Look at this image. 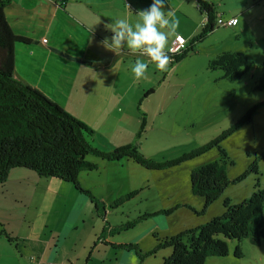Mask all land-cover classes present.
I'll use <instances>...</instances> for the list:
<instances>
[{
	"label": "rangeland",
	"instance_id": "374dc122",
	"mask_svg": "<svg viewBox=\"0 0 264 264\" xmlns=\"http://www.w3.org/2000/svg\"><path fill=\"white\" fill-rule=\"evenodd\" d=\"M131 1L130 12L134 13L147 9L151 4V0ZM209 1L215 4L216 10L222 15L217 18L227 20L226 17L236 16L239 24L236 27L217 26L216 18L214 30L199 42L194 53L190 51L179 63L168 64L165 71H160L151 62L143 78H135L132 71L131 75L126 74L127 77L121 76L115 85L123 98L121 122L102 120L94 110L88 108L85 97L74 96L75 114L92 131L89 141L93 147L109 151L135 144L142 156L152 161L169 160L207 144L254 105L264 102V88H255L264 72V0ZM166 10L171 11V19L178 21L177 35L185 39L199 32L201 23L205 20L189 0H167ZM134 13L131 16L137 22L139 18ZM175 37L171 36L169 41ZM231 52L241 53L253 63L251 70L234 82L225 79L222 70L209 68L210 63L219 55ZM25 76L29 77L30 82H33L32 79L39 81L35 75ZM52 90L53 84L44 89L45 96L53 102ZM67 95L62 93L60 96L65 99ZM54 103L62 108V103L56 97ZM63 110L69 111V107ZM67 111L65 112L70 114ZM143 116L146 120L145 129L136 138L140 118ZM220 146L225 154L224 158L218 149L212 148L197 158L160 171L147 170L130 159L108 162L88 155L86 160L98 167L93 171L80 172L79 184L81 187L84 185L93 188L96 183L91 193L94 197L95 192L101 194L105 201H111L109 204L116 199L110 200L112 195H119L120 192L125 195L130 193L129 190L137 189V194L132 199L108 214L109 222L118 226L140 215L156 212L161 206L169 208L170 205L185 203L184 205L201 211L203 199L191 193L190 172L212 162H224L229 183L221 196L209 205L205 214L196 216L182 207L167 219H161L166 222H161L159 217H151L138 222L139 225H135L132 230L122 228V233L128 238L132 237L145 252L146 249L155 247L160 240L169 237L163 236L167 228L175 229L178 226L177 233H180L204 224L222 216L225 206L239 204L250 198L255 190L264 187V105L259 106L250 123L235 130ZM103 165L108 168L104 173ZM250 167L252 170H249ZM98 173H103V177ZM107 177L115 178L116 183L120 181L115 190L104 186V179ZM96 179L98 180L95 181ZM144 184L151 191H147ZM71 191L79 195L71 184L61 180L39 178L34 172L22 168L9 171L6 182L0 185V264H28L31 257H42L38 246L32 244L33 240L49 236L46 221L49 225L56 223L57 227L64 224V217L53 215L51 206L56 197V201L60 202L63 200L59 201L60 197L63 198L61 195H68ZM87 200L90 201L89 198ZM97 201H100V196H97ZM68 205L62 213L67 212ZM110 206L107 208L110 209ZM101 208L102 206L99 215L104 216L105 212ZM95 215H87L85 223L88 220L86 230L89 232L94 223L89 218L95 219ZM2 230L10 237L9 242L2 235ZM21 236H30V240L25 242ZM225 242L226 256L206 258L203 264H264V242L260 246H253L247 239ZM71 248L72 243L68 242L63 249L62 255H66L68 261L58 258L54 259L55 263L86 264L84 259L87 255L84 253L78 255V262L67 254ZM236 248L239 249L238 256L234 255ZM127 251L136 258L137 264H161L171 253L169 248H164L153 256L140 260L133 250ZM110 253L112 258L106 264H115L114 258L119 256L112 255L111 251Z\"/></svg>",
	"mask_w": 264,
	"mask_h": 264
},
{
	"label": "trees",
	"instance_id": "16d2710c",
	"mask_svg": "<svg viewBox=\"0 0 264 264\" xmlns=\"http://www.w3.org/2000/svg\"><path fill=\"white\" fill-rule=\"evenodd\" d=\"M190 1L195 4L205 22L201 24L198 34L171 57L170 65L179 63L190 51L194 53L199 42L215 28L214 22L218 15L215 4L209 0ZM6 3L0 0V185L6 182L11 169L22 168L34 172L39 178H54L71 184L77 192L89 198L96 206L98 202L96 197L79 184L80 172L93 171L97 168L95 164L86 160V156L92 155L108 162L130 159L147 170L156 171L171 169L201 156L212 148L218 149L224 158L221 142L241 126L250 123L259 106L264 105V102L254 105L207 144L169 160L152 161L142 156L135 144L109 151L98 150L89 141L92 131L86 125L15 75L14 46L29 41L14 35L11 31L3 12ZM252 66L253 63L244 55L231 52L219 55L210 63L209 68L222 70L224 78L234 82L249 72ZM255 88L258 90L264 88V72ZM145 125L143 117L136 138L144 132ZM249 170H252V167ZM228 183L224 162L217 161L196 167L190 172V190L192 195L203 199L201 211H196L189 205L177 204L166 210L140 215L118 227L106 226L108 230L115 231L128 229L147 218L169 216L182 207H186L196 216H201L205 214L209 205L221 196ZM136 194L137 192L133 191L117 197L110 204V208L120 207ZM263 207L264 187L255 190L250 198L239 204L225 206L222 216L164 238L151 250L143 252L136 244L111 246L133 250L140 260L153 256L161 249L169 248L171 253L161 264H203L206 258L226 256L225 240L247 239L253 246H260L264 242ZM96 208L100 209L98 206ZM6 239L9 240L8 236ZM238 253L239 249L236 248L234 255L238 256Z\"/></svg>",
	"mask_w": 264,
	"mask_h": 264
},
{
	"label": "crops",
	"instance_id": "0c3cea01",
	"mask_svg": "<svg viewBox=\"0 0 264 264\" xmlns=\"http://www.w3.org/2000/svg\"><path fill=\"white\" fill-rule=\"evenodd\" d=\"M2 1L7 2L3 12L13 34L29 41V43H18L16 47L14 46L15 75L24 82L28 81L29 84L31 83V87L39 90L44 95L46 94L44 89L51 87L53 84V102L54 97L59 99L62 103L61 107L63 109L69 107V111H65L80 121H83V119L75 114L76 106L74 101L75 97L79 98V95H82L88 101V108L94 110L102 120L109 121L113 119L114 123L117 121L121 122L123 98L115 85L119 82L118 80L121 76L127 77L129 74L131 75V68L137 59H147L148 65L151 64V61L142 52L130 49L126 40L122 41L120 47L115 49L106 48L101 42L107 38L109 44H111V37L114 35L112 30L114 20L126 18L129 23H136V19H132L131 16L134 12H130L133 2L131 0ZM135 14L133 15L135 16ZM217 16L222 17L219 13ZM238 24L239 20L235 27ZM31 35H34V37H31ZM194 36L189 39L182 38L187 43ZM175 38L169 41L166 50ZM42 39H46L47 42L43 44L41 42ZM31 64L32 67H29ZM28 68L29 70H27ZM25 75H35L39 81L31 78L33 82H30L29 77ZM62 93L68 94L65 99L60 96ZM107 169L103 165L102 172ZM103 173H98V175L103 177ZM104 182V186L107 189L115 190L120 181L116 183L115 178L107 177ZM95 185L96 183L93 188H95ZM82 187L93 193V188L84 185ZM144 187L148 188L145 184ZM133 191H137V189L129 190V192ZM147 191H151L150 187ZM120 193L119 195H112L109 199L112 200L120 197V195L123 196V193ZM77 194L79 195L71 191L68 195L67 193L61 195L63 198L60 197L59 201L63 200L60 202L56 201L58 197L54 200L53 206H51L53 215L63 216L64 224L59 226V228L56 223L49 225L45 220V227L49 236L45 235L46 237L37 238L32 243L38 246L37 249L42 258L54 263V259L58 258L62 259V261H68L67 256L62 254L64 247L69 242V244L72 243V248L69 249L67 254L71 255V258L76 259L77 262L79 261L78 255L84 253L85 256L87 255L86 259H84L86 264H106L112 258L111 251L112 255L119 256V258H114L115 264H137L136 258L127 253V250L111 246L123 244L138 245L132 237L128 238L126 234H123L122 230H108L106 225L109 227L122 225V223L118 226L113 225L107 218L108 214L115 211L110 207V209L107 208L111 201H105L101 194L94 193L96 199L97 196H100V201L97 202L96 206H102L105 212L103 216L99 215L100 209H97L95 205L88 201L87 197L80 193ZM67 205L69 209L66 213H62ZM175 205H170L169 208ZM161 207L160 210L169 209ZM190 207L194 209L193 206ZM198 210L197 208L196 211ZM92 213L96 215L95 219L89 218V220L94 221L90 227L91 232H89V230H86L89 222L87 220L85 223V221L87 215H92ZM158 217L161 220L167 219L170 215ZM161 222L166 221L161 220ZM136 225H139V223ZM141 226H144V224ZM128 229L132 230L134 227ZM178 231V226H175V229L167 228L166 234H163V236L171 237L178 234ZM1 233L6 238L3 230ZM92 233L93 235H89ZM8 238L9 240L7 241L9 242L10 237L8 236ZM16 238H20V236H16ZM21 239L27 242L30 240V236H21ZM133 241L136 243H133ZM147 250L149 248L145 251ZM28 264H31L30 259Z\"/></svg>",
	"mask_w": 264,
	"mask_h": 264
},
{
	"label": "clouds",
	"instance_id": "9594fccd",
	"mask_svg": "<svg viewBox=\"0 0 264 264\" xmlns=\"http://www.w3.org/2000/svg\"><path fill=\"white\" fill-rule=\"evenodd\" d=\"M166 5L167 0H151L147 9L135 14L139 18L135 24L129 23L126 18L114 20L112 26L114 35L111 37V44L107 38L101 43L106 48L115 49L126 40L130 49L142 52L151 62L155 63L157 69L165 71L170 61V56L166 51L169 38L175 35L177 39H182L177 35L178 21L171 19L172 13L166 10ZM147 69L148 62L137 59L131 71L135 78L140 79L144 77Z\"/></svg>",
	"mask_w": 264,
	"mask_h": 264
},
{
	"label": "built area",
	"instance_id": "2783aa9c",
	"mask_svg": "<svg viewBox=\"0 0 264 264\" xmlns=\"http://www.w3.org/2000/svg\"><path fill=\"white\" fill-rule=\"evenodd\" d=\"M62 1V0H58ZM237 24V19L236 18H230L227 20H224L220 17L217 18L216 20V25L217 26H228V27H234ZM41 42L45 44L47 41L46 39H42ZM185 40L182 39H177L175 38L171 45L169 46L167 53L170 56V59L173 55L177 54L185 45ZM171 61V60H170ZM31 264H55L49 260H44L42 257H31Z\"/></svg>",
	"mask_w": 264,
	"mask_h": 264
}]
</instances>
